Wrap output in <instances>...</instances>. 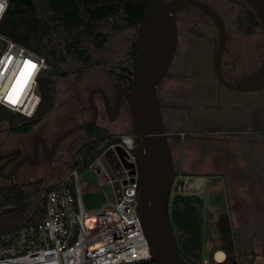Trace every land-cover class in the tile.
Instances as JSON below:
<instances>
[{"label": "rangeland", "instance_id": "374dc122", "mask_svg": "<svg viewBox=\"0 0 264 264\" xmlns=\"http://www.w3.org/2000/svg\"><path fill=\"white\" fill-rule=\"evenodd\" d=\"M208 1L210 3L217 2V0ZM210 5L214 6L215 10L219 9V4ZM175 18L178 29L177 50L168 72L172 73L175 70H179L180 72L182 69V74L180 80H176L178 82H167V85H172L178 88V86H180V81H183V75L186 78L187 75H189V70L195 69L197 67H199L200 70L204 69L208 71L210 79L212 83H214L212 79V67L214 64L213 58L218 40L216 26L207 15L200 14L196 8L191 6H184L176 13ZM189 28H192V30H189ZM103 32H105L107 35V42L103 48L95 49L90 43H83V45L91 54V62L90 65L85 67L81 73L80 69L82 68V65L80 63L69 60L67 63L63 64L62 69L64 75L54 78V102L52 109L46 113L41 120L35 123L26 134L21 136L25 143L29 142L30 135L34 134L38 130H41L46 138L49 141H52L64 130L76 124L87 121L91 115L90 111L87 109V95L89 91L95 87L106 88L108 94L112 95L113 88L110 83L111 79L121 82L125 81L124 78H120L121 74H123L120 69L130 65L131 52L135 44L136 29L126 28L120 30L117 33H112L107 28H104ZM235 38L238 37L232 38L229 45L235 46L236 49L242 53L241 56L238 57V69L235 72L237 73L242 68L249 66L256 68L260 64L262 57L260 53L257 52L255 48H253V44L255 43L254 37L252 40L242 38L235 40ZM257 40L262 42L264 40L263 35L258 34ZM223 51L220 58V65L221 62L223 65H228V57ZM236 93L238 95H242V93ZM253 94L259 96L261 93L259 90H252L247 91L244 95L249 97ZM93 98L99 110L101 105L99 94H94ZM211 100H214V98ZM258 108H261L259 104ZM232 110L234 111V109ZM232 110L230 109L229 112ZM239 110H243V108L241 107ZM235 111H238V108H235ZM210 112L214 115H218L220 113V111L215 110L213 106L212 109H210ZM258 113L259 114H257L256 118L257 121H255L256 124L260 126L264 123V117L261 116L262 114L260 111ZM127 114L129 115V112L125 111L123 117H125ZM214 115H211L214 117V119L211 118L212 120L218 118ZM202 116L204 119V114H202ZM230 117H232V114L227 116L221 115V120L219 121L218 126L225 127ZM100 122L101 121L98 118L96 125L104 126L108 124L105 120L101 123ZM109 126L110 130L108 129L107 131L111 134L126 133L130 130V127H126L125 123L120 120H117L115 123ZM197 135L199 136L197 138H202L203 136L202 133ZM19 137L20 135L10 130V126L7 122L0 121V140L3 141L2 147H6L5 149H2V151L13 148L19 141ZM90 139L91 138L85 130L76 131L60 141L57 146V150L50 162H43L42 160H39V163L31 168L30 173L32 177H35L34 181L30 185L23 186L22 188L24 192L29 195V199L31 201V210L35 208L36 203H40L42 197L45 194L46 187L54 182L58 177H61L67 173L74 158L77 157L76 151ZM220 139L222 150L229 148L230 144L231 146H238L236 148L232 147L236 151L237 160H257L259 162H264V132H259L257 136L253 137L229 135ZM213 140L217 142L219 138H213ZM240 146H242L243 150L240 148ZM245 146H247V148ZM178 148L180 153H177ZM188 148L189 151L187 150ZM199 149H203V146L200 143H195L193 146L192 143L189 145L188 141H184L182 148H180V146H175V170L182 169L183 167H185L184 170L188 171L189 173H201L202 171L207 170L208 167L206 166L208 165L206 163L202 164L201 166H193L192 159L196 160L200 158L198 155H201L197 153V156L193 158L191 155L192 151L196 152ZM205 149L207 148L205 147ZM239 149L241 150L240 153H238ZM187 159H189L190 169L186 167L188 162L184 163V161L186 162ZM183 163L185 165L182 167L181 165H183ZM82 181L87 185L86 187L96 183L95 179L86 170L83 171ZM3 184L4 182L0 179V185ZM234 184H236V182H234ZM235 186L230 185L233 191L231 190L229 197L225 194V198H228L230 201L239 200L241 196L244 195L247 197L248 195V199L250 200L249 203H255V199L253 198L255 196L254 192L257 190L254 189V191L252 190L253 192L247 191L246 193L240 192L239 194V191L235 189ZM204 191H206V189H204ZM212 191L213 189L211 191L208 190V193L206 192L207 196L211 197L213 194H215L216 196L219 195L220 198L222 197V194H217L218 192L213 193ZM259 196L264 198V194H260ZM234 205L235 203L232 201V205L227 207L229 212H222V214H219L222 210H217L211 219L210 228L207 230L205 227L204 232H207V234L216 242L214 232L219 230L218 226L221 225V221L225 220V215L230 213L232 224L236 226L242 224V229L239 233L241 240H243L245 236L248 237L256 235L252 244L254 246V251H259L261 248V243L264 241V210H261L260 214H258V212L253 209L247 211L246 214L244 213V215H241L237 214V212H234ZM168 211H170V198L167 201V212ZM177 228L178 226L173 224V232L175 233L176 238L179 240L180 233ZM254 231H256L255 234L252 233ZM215 246L220 247L216 248ZM221 246L222 245H218L217 242L216 245H212L210 240L204 239L202 242L203 255L202 260L199 261V264H220L221 260H216L215 253L217 251H222L224 253ZM178 247L180 250H182L179 244Z\"/></svg>", "mask_w": 264, "mask_h": 264}, {"label": "built area", "instance_id": "2783aa9c", "mask_svg": "<svg viewBox=\"0 0 264 264\" xmlns=\"http://www.w3.org/2000/svg\"><path fill=\"white\" fill-rule=\"evenodd\" d=\"M7 6V0H0V20ZM25 61L35 69L10 100L12 79ZM46 68L41 55L0 33V106L31 118L40 102L37 80ZM92 154L77 156L67 173L48 186L41 220L0 233V264H137L152 259L137 209L139 176L131 133L112 134ZM85 170L94 185L83 183ZM105 184L113 198L87 209L82 193L102 190Z\"/></svg>", "mask_w": 264, "mask_h": 264}, {"label": "flooded vegetation", "instance_id": "af4514ba", "mask_svg": "<svg viewBox=\"0 0 264 264\" xmlns=\"http://www.w3.org/2000/svg\"><path fill=\"white\" fill-rule=\"evenodd\" d=\"M199 1L208 5L219 4L218 10H215L214 6H210L219 14L224 28L225 48L223 52L228 57L229 64L223 65L221 62L220 74L223 78L221 81L217 78L212 67V79L214 83H212L208 71L204 69L200 70L199 67L189 70V75L186 78L183 75V81H180L178 88L167 85V82H178L176 80H180L182 69L180 72L179 70H175L172 73L168 72L163 80L158 83L156 95L165 131L180 135V139H177L176 136L169 139L174 167L176 164V159L174 158L175 146L182 148L184 141L189 142L193 137H199L197 134L202 133V137H208L207 140H212L213 138H222L229 135L253 137L257 136L259 132H264V121L260 126L256 124L258 104L261 106L259 110L264 116V107H262L264 106V87L257 89L261 93L259 96L253 94L249 97L244 94L252 90L243 91L236 89L248 84L252 85L262 79V76H257V74L262 65L264 70V40L262 42L257 40L258 34L263 35V32L256 12L246 0H217L215 3H210L208 0ZM197 11L202 14L201 10L197 9ZM190 29L192 30V28ZM234 37H238L235 40L239 38L252 40L254 37L255 43L253 44V48L262 57L260 64L256 68L249 66L242 68L237 73L235 72L238 69V57L242 53L235 46L229 45L231 39ZM119 82L121 81L111 79L110 83L113 88L112 95H109L107 89L103 88L109 97L111 105L109 110H107L99 95L101 105L99 110L97 107L96 122L98 118L101 122L105 120L108 124L100 127L106 130H110L109 125L115 123L117 120L125 123L126 127H130V114L123 117L125 111L129 112V108L122 95L119 98L120 105L114 113L116 91L130 84L128 80ZM236 92L242 93V95H238ZM213 98L214 100H211ZM209 105H211V109L213 106L215 110H219L220 113H218L221 115L227 116L232 114V117H230L225 127L218 126L221 115H214L218 117L215 120L211 119L213 118L212 116L207 115ZM241 107L243 110H239ZM235 108H238V111H235ZM87 109L90 111L89 107ZM230 109H234V111L229 112ZM202 114H204V119L202 118ZM17 134L20 135L19 141L10 150L2 151L6 147H2L3 141L0 140V157H2L0 158V179L4 182L0 187L3 188L22 189L23 186L30 185L35 178L31 176V168L36 166L39 160L50 162L60 143L59 141L55 149L51 150L52 143L57 136L52 141H49L41 130L31 134L29 142L26 143L21 138L26 133ZM214 149L215 146L209 149H205L204 147L203 149H199L198 153L201 155V159L203 156L210 157V161L213 164H220L221 166L225 163L237 164L236 152L234 150L226 151L227 149H221L215 155L216 150ZM177 153H180L179 148L177 149ZM235 171L232 170L230 174L234 175ZM233 178L227 177L221 179L218 188L221 193L219 192L217 194H222V199H228L225 198V194L229 197L232 190L229 182ZM218 197L220 198L219 195ZM222 212H229V210L226 208L219 214H222ZM224 219L221 221V225L218 226L219 230L214 232L217 244L222 245L221 247L224 251V253L221 251L223 256L220 264H264V241L261 243L259 251H254L252 243L256 235L245 236L241 240L239 233L241 232L242 224L238 226L232 224L230 213L225 215ZM252 233L255 234L256 231ZM174 238L176 243H178V238H176L175 233ZM219 247L217 246L216 248ZM179 253L183 255L184 251L180 250Z\"/></svg>", "mask_w": 264, "mask_h": 264}, {"label": "trees", "instance_id": "16d2710c", "mask_svg": "<svg viewBox=\"0 0 264 264\" xmlns=\"http://www.w3.org/2000/svg\"><path fill=\"white\" fill-rule=\"evenodd\" d=\"M28 1L7 0L8 6L0 20V33L41 55L45 59L47 68L40 73L37 80L40 102L31 118L22 117L0 106V121L7 122L14 133H27L52 109L54 78L64 75L63 64L69 60L80 63L82 65L80 73L90 65L91 54L83 45L84 42L90 43L95 49H101L107 42L104 28L112 33L126 28L137 29L145 13V4L142 0ZM135 53L134 44L130 65L120 69L123 73L120 78L129 82H131ZM85 131L91 139L76 151L77 156L85 157L92 154L97 145L112 136L106 129L96 124L86 128ZM95 155L92 154L90 159ZM75 158L71 165L76 163ZM47 189L48 186L45 192ZM196 200L197 198L191 195L175 194L170 198V211L166 212L173 238V224L178 226L177 230L181 232L178 243L174 238L175 247L180 252L177 244L181 246L185 252L181 256L189 264H199L202 260L204 239L216 245L214 239L204 232L205 227L208 230L211 226L212 215L211 213L206 215V224L202 226L204 218L195 211L198 204ZM43 202L44 196L31 210L29 195L23 189L0 187V233L41 220ZM137 264H156V262L151 259Z\"/></svg>", "mask_w": 264, "mask_h": 264}, {"label": "water", "instance_id": "95a60500", "mask_svg": "<svg viewBox=\"0 0 264 264\" xmlns=\"http://www.w3.org/2000/svg\"><path fill=\"white\" fill-rule=\"evenodd\" d=\"M145 13L136 29L135 58L131 82L127 87L115 93V111H117L122 95L129 108L130 130L137 160L138 182V214L144 235L147 239L152 259L156 264H189L177 251L173 233L167 219V201L176 170L172 160L169 139L180 135L165 131L163 126L156 87L168 73L177 50L178 29L176 13L184 6H191L207 15L217 28L218 40L214 52L213 68L221 81L220 58L224 49V28L217 11L199 0H142ZM256 12L264 35V0H246ZM26 2H29L26 0ZM257 76H262L254 85H245L237 90H256L264 87L263 65ZM39 92V88L36 87ZM94 94H99L107 108H110L109 97L103 88L97 87L89 91L87 96L90 118L76 124L53 141L54 150L59 141L70 134L85 130L95 125L97 106ZM111 119H113L111 117ZM2 158V157H0ZM113 195L108 184L99 191H84L82 200L87 209H95Z\"/></svg>", "mask_w": 264, "mask_h": 264}, {"label": "crops", "instance_id": "0c3cea01", "mask_svg": "<svg viewBox=\"0 0 264 264\" xmlns=\"http://www.w3.org/2000/svg\"><path fill=\"white\" fill-rule=\"evenodd\" d=\"M210 109H211V105H209V109H207L208 115L209 116L214 115V114H211ZM259 111L260 110L258 108V112ZM261 116L264 117L263 115ZM207 138L206 137L205 138L204 137L202 138L193 137L191 140H189V145H191L192 143L194 146L195 143L196 144L200 143L203 146V148L205 146L207 149L213 148L216 145L214 149L216 150L215 155L218 154L220 150L222 149L221 143H220L221 139L219 138V140L216 142L213 139L212 140L210 139L211 141L207 140ZM232 147L236 148L238 146L236 145L231 146L230 144L229 148L225 150L226 151L234 150ZM245 147L247 148V146ZM240 148H242V146H240ZM187 150L189 151V148ZM240 152L241 150L239 149L238 153ZM197 153L198 151L196 152L192 151V154H191L192 157L195 158L197 156ZM198 157L200 156L198 155ZM192 161H193V166H201L202 164L206 163L208 165L206 166L208 167L207 170L202 171L201 173H198V172L189 173L188 171L184 170L185 167H183L185 165L184 163L188 162V164H186V167L190 169L189 159H187L186 162L184 161L183 165H181L183 168L176 170L174 182L170 189L169 198H171L175 194L188 195V196L191 195L193 197H196L197 198L196 202H198V204L196 205L195 211L197 212V214H199L200 216H203L204 218L202 222V226L206 224V219H205L206 215H209V213H211L213 217L217 210L223 211L229 205L231 206L232 201L233 203H235V205L233 206V210L234 212H237V214L244 215V213L246 214L247 211L253 210V209L256 212H258V214H260V211L264 210V203H263L264 198L259 196L260 194H264V162L262 161L259 162L257 160L247 161V160H237L236 159L237 164L235 165L225 163L223 166H221L220 164L219 165L213 164L210 161V157L208 156L207 157L203 156L202 159L201 157L200 159L198 158L196 160L192 159ZM232 170H236L234 175L230 174L232 173ZM227 177L228 178L234 177L231 180V182H229V186L236 185L235 189L239 191V194L240 192L246 193L247 191H252V190L254 191V189L257 190L256 192H254L255 196L253 198L255 199L254 200L255 203L253 202L251 204L249 203L250 200L248 199L249 197L248 195L247 197H245L244 195L241 196L239 200H231V201L228 199L225 200V199L219 198L218 195L216 196L215 194H213L211 197L207 196L208 190L211 191L213 189L212 191L213 193H217V192L219 193L220 192L218 190L219 183L221 182V179L223 178L225 179ZM234 182H236V184H234ZM204 189H206V191H204ZM218 252L219 251H217L216 253ZM220 260L221 259H219L218 261Z\"/></svg>", "mask_w": 264, "mask_h": 264}, {"label": "snow or ice", "instance_id": "6c2138e0", "mask_svg": "<svg viewBox=\"0 0 264 264\" xmlns=\"http://www.w3.org/2000/svg\"><path fill=\"white\" fill-rule=\"evenodd\" d=\"M35 69V65L30 61L24 62V68L20 72V76L17 78L16 83L12 86L11 91L8 94V98L13 99V94L17 92L22 84L27 82V79L30 78L32 70ZM14 102V101H13Z\"/></svg>", "mask_w": 264, "mask_h": 264}, {"label": "bare ground", "instance_id": "6f19581e", "mask_svg": "<svg viewBox=\"0 0 264 264\" xmlns=\"http://www.w3.org/2000/svg\"><path fill=\"white\" fill-rule=\"evenodd\" d=\"M15 76H16V75H15ZM15 76H14L13 79H12V83H11L12 86L16 83V80H17V78H18L20 75H17L16 77H15ZM22 86H23V84L21 85L20 89L22 88ZM20 89H19V90H20ZM222 256H223V254L221 253V251H219L218 253L215 254V258H216V260L221 259Z\"/></svg>", "mask_w": 264, "mask_h": 264}]
</instances>
